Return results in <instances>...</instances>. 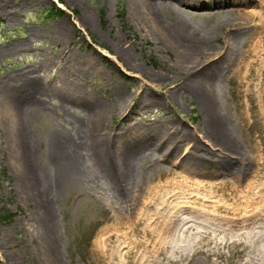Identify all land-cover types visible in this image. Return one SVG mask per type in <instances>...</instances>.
Returning a JSON list of instances; mask_svg holds the SVG:
<instances>
[{"label": "rangeland", "instance_id": "obj_1", "mask_svg": "<svg viewBox=\"0 0 264 264\" xmlns=\"http://www.w3.org/2000/svg\"><path fill=\"white\" fill-rule=\"evenodd\" d=\"M131 1L0 0V49L19 46L0 52V264H48L32 218L35 203L25 198L17 153L7 136L10 108L4 98L27 84L21 76L25 70L33 71V85L60 87L65 76L61 61L68 53L93 57L96 66L81 80L107 107L124 106V114L117 111L108 118L109 128L166 123L165 133L182 148L161 160V152L148 147L149 158L136 163L131 177L130 192L141 197L128 195L127 200L94 175V159L81 149L90 178L65 177L53 195L62 264H264V35L250 26L262 21L264 0L203 6L156 0L161 18L176 33L171 43L132 16ZM84 15H90L91 25ZM232 34L236 42L226 60L231 64L217 79V90L231 142L240 153L211 139L209 111L189 91L173 88L171 78L193 83L196 75L177 60L181 46L175 43L192 46L196 60L219 59ZM121 46L130 52L129 60L119 54ZM209 46L216 55L198 58ZM123 94L128 100L121 105ZM60 102L58 95L38 94L18 123L32 159L47 173L54 167L53 132L68 139L80 135L81 107L65 110ZM192 144L213 162L208 168L183 160ZM257 190L261 197L254 194ZM116 212L121 219H115ZM177 216L181 223L168 227Z\"/></svg>", "mask_w": 264, "mask_h": 264}, {"label": "bare ground", "instance_id": "obj_2", "mask_svg": "<svg viewBox=\"0 0 264 264\" xmlns=\"http://www.w3.org/2000/svg\"><path fill=\"white\" fill-rule=\"evenodd\" d=\"M166 1V0H165ZM172 5L186 4L193 6H203L207 4L218 5L225 3L220 0H169ZM166 5V3L164 4ZM156 0H132L130 2V8L132 16L137 20H143L144 24L149 26L152 32L156 33L160 37L167 40V43L172 42L173 35L176 33L170 23L165 22L158 10ZM263 10L264 7H261ZM256 17V16H255ZM254 17V18H255ZM263 21L264 14H261ZM83 20L87 24H92L93 20L90 15H84ZM251 23L250 26L256 27L259 32L262 31L264 35V23ZM227 23H230L227 22ZM224 24V21H223ZM215 29L211 28L210 32L213 33ZM61 33H67L66 26L62 25ZM235 33V32H234ZM228 41V42H227ZM179 42V41H178ZM227 49L219 59L214 57H208L202 61L196 60L193 56V48L190 45L175 43L181 48H177V60L180 61L182 67L189 68L196 73L193 83H188V80L180 81L179 78L171 77L174 79L173 88H177L178 91L183 89L189 91L195 97H198L203 106L209 111L210 123H213L209 129V132L214 137L211 139H217L220 144L235 149L231 142L230 127L228 125V119L225 116L223 110V102L219 96L217 90V79L222 75L227 68H229L231 61L227 62V59L231 58V53L235 46V36L232 34L229 39L226 40ZM23 44V43H22ZM20 45V47L25 45ZM19 46L13 45L11 47H3L0 52H4L7 49H13ZM213 52V56L216 55V50L213 46L206 47V50L198 53V58ZM119 54L124 60H129L131 57L130 52L121 46L119 48ZM202 65V66H201ZM93 57H86L83 55L80 58L68 53L61 61V70L65 76L62 78V84L60 87L55 86H39L31 84V74L33 71H23L22 77L27 80V84L22 87L17 86V90H10L8 95L4 98L5 104L10 108L8 113L9 117H5L7 122L9 121V127L7 128V136L12 140V149L17 153V162L19 163V169L21 170L22 184L25 186L24 195L27 200L35 203L34 208V224L39 228L41 236V244L43 246V255L45 256L48 264H62L58 254L57 239L55 233V223L53 218V195L58 189L65 177H71L76 179H83L89 177L88 171L85 170L81 163V155L79 151L85 149L89 152V156L94 159L96 164L94 175L98 178L102 176L109 183L110 191L116 194L117 198L127 200L129 196L140 199L141 195L133 192L131 193V177L134 173V167L136 163L141 162L140 159H148L150 154L145 152L148 147H152L161 152L159 159L165 160L168 155L174 156L175 153L180 150L181 144L175 138L165 133V124L158 127H141L135 130L134 126H122V127H108V118L113 117L115 112L124 114V106L118 108H109L99 101L95 93L89 89L81 80L82 77L91 74L92 69L95 67ZM200 70H197V67ZM67 74V75H66ZM19 90V91H18ZM55 94L60 97V105L63 109L67 110L70 106L81 107L82 114H78V134L79 140L73 135L68 139L67 136L60 131H54L52 134V162L53 170L51 173L43 171L39 165H36L34 159H32L29 140L26 137L25 132L20 128L19 118L22 110L27 103L37 98L38 94ZM119 100L122 103H126L128 98L123 94L119 96ZM119 101V102H120ZM147 102L146 104H149ZM127 105V104H126ZM126 108V107H125ZM127 117V116H126ZM124 115V118H126ZM106 129L107 132L102 133ZM172 128L168 126L167 130L170 132ZM172 132V131H171ZM178 133V132H176ZM191 145L190 151L187 152L183 160L192 164L199 169L208 168L212 161H206L207 159L201 157V152L197 151ZM161 147V150H160ZM235 153H240L237 149ZM80 155V157H79ZM240 155V154H239ZM178 157V154L176 155ZM205 156V155H204ZM143 157V158H142ZM165 157V158H164ZM155 163L158 157L154 159ZM230 161V160H229ZM233 161V159L231 160ZM236 161V159H235ZM235 164V163H234ZM237 164V162H236ZM234 166V165H233ZM151 191V190H150ZM257 197L262 196V192L257 190L254 193ZM129 195V196H128ZM145 196V195H144ZM126 209V208H125ZM127 210V209H126ZM200 213L206 211L201 208H196ZM122 215L119 212L115 213V219H121ZM177 220L171 221L167 226L180 224L182 218L177 216ZM180 220V221H179ZM117 222V221H116ZM116 224V223H115ZM114 224V228H115ZM162 227L160 224L155 227L159 229L160 234ZM116 233L113 232L108 235V238H112ZM117 236V235H116Z\"/></svg>", "mask_w": 264, "mask_h": 264}]
</instances>
